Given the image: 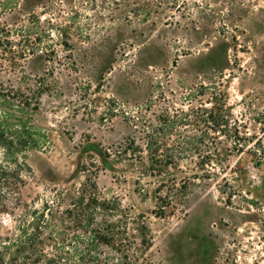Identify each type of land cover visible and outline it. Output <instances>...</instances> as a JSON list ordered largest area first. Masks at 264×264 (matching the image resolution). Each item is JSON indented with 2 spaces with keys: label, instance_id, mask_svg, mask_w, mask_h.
<instances>
[{
  "label": "rangeland",
  "instance_id": "374dc122",
  "mask_svg": "<svg viewBox=\"0 0 264 264\" xmlns=\"http://www.w3.org/2000/svg\"><path fill=\"white\" fill-rule=\"evenodd\" d=\"M3 28L0 84L46 86L35 111L0 98L35 140L22 201L89 180L124 252L147 226L143 264H264V0H0Z\"/></svg>",
  "mask_w": 264,
  "mask_h": 264
},
{
  "label": "trees",
  "instance_id": "16d2710c",
  "mask_svg": "<svg viewBox=\"0 0 264 264\" xmlns=\"http://www.w3.org/2000/svg\"><path fill=\"white\" fill-rule=\"evenodd\" d=\"M5 31L0 30V47H3L0 71L12 75L21 65ZM2 59L7 62L6 68ZM45 91L43 83L15 80L0 84V98L13 103L19 111L37 110L39 97ZM34 143L20 120H13L11 114L0 110V216L6 214L12 221L10 230L5 234L0 232V264H113V255L119 256L116 264H143L145 257L141 256L140 260L133 253L151 246L147 226L142 221L134 222L131 245L138 247L133 246L132 253L131 250L124 252L122 244L125 237L128 239L124 234L126 222L122 224L120 219L114 218L118 206L103 198L91 181L81 182L73 191H57L49 199L24 202L19 198L20 187L25 186L24 179L29 172L25 151ZM131 147L129 143L123 148L124 152ZM147 147L149 154L155 157L157 148ZM135 149L143 151L139 145ZM151 156V167L154 165L157 172H161L162 163L154 162ZM161 204L159 198V216L164 214ZM121 256L131 257L124 262Z\"/></svg>",
  "mask_w": 264,
  "mask_h": 264
}]
</instances>
